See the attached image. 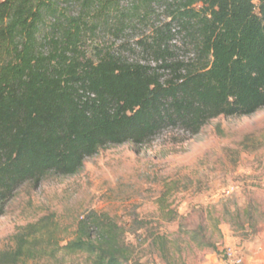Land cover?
I'll return each instance as SVG.
<instances>
[{"label":"trees","instance_id":"1","mask_svg":"<svg viewBox=\"0 0 264 264\" xmlns=\"http://www.w3.org/2000/svg\"><path fill=\"white\" fill-rule=\"evenodd\" d=\"M61 1L0 0V217L24 184L76 175L102 148L142 146L169 127L198 134L264 108V0H133L135 11L159 4L170 18L140 41L155 67L111 49L90 55L87 37L101 26L125 30L114 0H67L81 6L76 16ZM179 30L194 41L192 61H169ZM149 225L129 231L92 212L65 241L45 215L17 229L0 264H66L72 254L88 264L167 261L168 238ZM190 239L217 249L203 225Z\"/></svg>","mask_w":264,"mask_h":264},{"label":"rangeland","instance_id":"2","mask_svg":"<svg viewBox=\"0 0 264 264\" xmlns=\"http://www.w3.org/2000/svg\"><path fill=\"white\" fill-rule=\"evenodd\" d=\"M114 2V19L126 14L125 30L116 35L101 26L87 37L90 55L111 49L132 62L160 64L140 41H151L170 20L164 8L135 11L133 0ZM60 6L75 16L81 11L67 0ZM179 31L170 42L169 61H192L194 41ZM92 212L108 213L129 231L148 221L164 233L167 261L154 257L151 264H233L228 248L243 257L242 264H264V108L251 116L218 117L198 134L169 127L142 146L111 145L88 158L76 175L50 174L38 185L24 184L0 217V251L11 245L20 226L49 214L59 237L68 241ZM200 225L216 250L191 241L190 232ZM128 237L138 243L135 235ZM65 263L88 261L72 254Z\"/></svg>","mask_w":264,"mask_h":264},{"label":"built area","instance_id":"3","mask_svg":"<svg viewBox=\"0 0 264 264\" xmlns=\"http://www.w3.org/2000/svg\"><path fill=\"white\" fill-rule=\"evenodd\" d=\"M226 257L233 264H242L243 263V257L240 254H238V252L233 248H228L226 250Z\"/></svg>","mask_w":264,"mask_h":264}]
</instances>
